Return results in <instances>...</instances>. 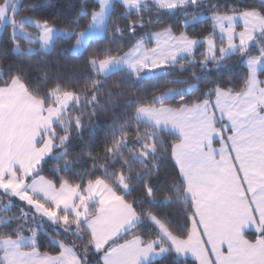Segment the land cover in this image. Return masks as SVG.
Returning a JSON list of instances; mask_svg holds the SVG:
<instances>
[{"label": "snow or ice", "instance_id": "obj_1", "mask_svg": "<svg viewBox=\"0 0 264 264\" xmlns=\"http://www.w3.org/2000/svg\"><path fill=\"white\" fill-rule=\"evenodd\" d=\"M120 4L115 15L112 0H80L59 27L21 15L34 0H0V27L10 28L0 42V264H185L189 254L195 264H264V0ZM205 12L211 31L190 34ZM94 39L114 47L85 55ZM59 41L83 58L82 83L61 78L57 63L51 78L41 70L46 87L34 85L23 58ZM233 57L246 71L200 87L209 65ZM112 75L120 94L159 77L178 86L133 94L94 149L82 132L114 103Z\"/></svg>", "mask_w": 264, "mask_h": 264}, {"label": "trees", "instance_id": "obj_2", "mask_svg": "<svg viewBox=\"0 0 264 264\" xmlns=\"http://www.w3.org/2000/svg\"><path fill=\"white\" fill-rule=\"evenodd\" d=\"M24 3L30 2V0H23ZM37 7L34 12H21V15H31L34 18H56L57 26L63 27L64 21L66 18H71L75 16V13L79 10V4L80 0H34ZM213 2H217L220 4H232L235 3L236 0H213ZM90 3H93L94 6V0H90ZM257 6H259V0H256ZM113 4L115 6V15H119L121 12L124 11L120 4V0H113ZM70 5L72 7H70ZM209 14L205 12L203 16L200 18L199 22L195 24L194 26H190L188 28L189 33L191 34L193 31V28L196 30L198 36H204L207 35L209 31H211V20L209 19ZM115 18V17H114ZM164 19H168V17H164ZM82 27L83 25L87 24V20L81 21ZM82 30V29H81ZM148 29H145L147 31ZM155 30V29H151ZM9 36L8 27L5 26L3 31L0 35V42L7 43ZM128 40L125 39L122 41L125 45L128 44ZM25 43V42H24ZM117 43H121V41L117 40ZM114 47V45H110L107 40L102 39H94L93 42H91V47L89 48V52L85 55L90 54L94 49H103L104 47ZM68 48L70 49L71 46L65 44L63 41H59L55 47L54 51L50 52H40L38 55H34L31 58H23L25 71L29 74V77L32 79L34 85H39L41 88L46 87V84L44 83V77L42 75V71H47L49 73V78H51V73L53 71L57 70V63H59V74L61 78H67L72 81H80L82 83L83 76H82V69L81 65L83 63L82 57H74L70 56L67 53H62V49ZM124 50H127L125 48ZM202 49H197L198 58L199 52ZM11 59H17L15 56H11ZM83 71H87L86 69H83ZM246 71V66L243 65L240 62L239 57H233L228 61L227 64L223 65L221 68L216 69L213 68L211 65H209V70L206 72L201 73V81H200V87L204 86V81L209 78H227L229 76L235 77L236 75L240 74L241 72ZM184 75H187V73H184L183 75L174 74L172 77H169L168 79H176V78H183ZM122 77L120 75H112L108 78V85L112 86V94L114 97V103L107 105L106 111H101L97 114L95 120L93 121L94 127L92 128H86L82 132L83 140L88 141L90 138H92V147L94 149L102 148L103 147V141L105 134L108 130V126L112 123V120L114 117H120L123 112L125 111V105L127 101L133 97V94L136 96H146L151 97L153 94H159L163 90L169 87H177L178 85L173 83H168L164 77H159L158 79H147L145 81H137L136 83L131 84V90L128 92H125L123 94H120L123 92V87L120 89H117L115 87L116 81L121 80ZM191 82V81H189ZM184 87H187L186 85ZM107 99V97H105ZM175 103V101H173ZM87 123V121H86ZM77 143H81L80 141H77ZM82 146V145H81ZM85 160H87V157H84ZM55 162L49 163L44 171V175L52 178L51 176V169L54 167ZM91 161H88L87 164H81L76 171H79L80 168L84 167H90ZM170 165L166 162L161 169L160 172V179L157 183L160 186H163L166 184L168 173L164 171V168H169ZM140 193L136 192L134 193V196H139ZM0 199L3 200V202L7 201V198L0 197ZM15 199V198H14ZM16 204H20L18 200H15ZM13 212L18 213V209L13 207ZM163 211H172L173 215L179 211V207H175L174 209H163ZM15 227V225H13ZM47 229H51L52 227L46 226ZM253 234L252 230H249V236ZM41 240L44 241V249H48L50 246L46 241V238L44 236H41ZM181 260L185 261V264H195V261L192 257L187 256L184 258H180ZM156 264H174V257L173 256H167L164 258H157Z\"/></svg>", "mask_w": 264, "mask_h": 264}, {"label": "rangeland", "instance_id": "obj_3", "mask_svg": "<svg viewBox=\"0 0 264 264\" xmlns=\"http://www.w3.org/2000/svg\"><path fill=\"white\" fill-rule=\"evenodd\" d=\"M18 2H19V0H18ZM112 2H113V0H112ZM209 16H210V14H209ZM5 28V26H3V27H0V35H1V32L3 31V29ZM8 31H9V33H10V28H8ZM219 34L217 33V36H218ZM24 46L25 47H27V43L25 42L24 43ZM169 88H171V87H169ZM164 91V90H163ZM161 93V92H160ZM159 93V94H160ZM159 94H157V95H159ZM47 226H49V227H53V226H51V225H47ZM47 228V227H46ZM28 233H25V235H27Z\"/></svg>", "mask_w": 264, "mask_h": 264}, {"label": "crops", "instance_id": "obj_4", "mask_svg": "<svg viewBox=\"0 0 264 264\" xmlns=\"http://www.w3.org/2000/svg\"><path fill=\"white\" fill-rule=\"evenodd\" d=\"M125 51H127V50H125ZM47 177V176H46ZM49 178V177H48ZM188 256H190L191 257V255L189 254Z\"/></svg>", "mask_w": 264, "mask_h": 264}]
</instances>
